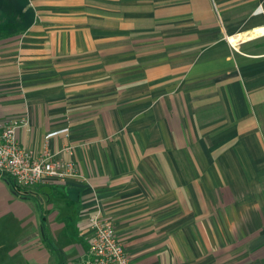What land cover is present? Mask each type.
I'll return each mask as SVG.
<instances>
[{
	"label": "crops",
	"instance_id": "obj_1",
	"mask_svg": "<svg viewBox=\"0 0 264 264\" xmlns=\"http://www.w3.org/2000/svg\"><path fill=\"white\" fill-rule=\"evenodd\" d=\"M79 178L0 175V264H264V0H0V125ZM68 129L45 141L52 132Z\"/></svg>",
	"mask_w": 264,
	"mask_h": 264
},
{
	"label": "built area",
	"instance_id": "obj_2",
	"mask_svg": "<svg viewBox=\"0 0 264 264\" xmlns=\"http://www.w3.org/2000/svg\"><path fill=\"white\" fill-rule=\"evenodd\" d=\"M31 124L28 117H15L0 125V175H7L19 188H30L48 181H65L79 178V172L68 157L72 154L70 146L43 152L33 157L32 152L23 147L18 140L19 131L29 132ZM58 135H68V129L52 132L45 141ZM90 236L88 238L90 259L88 264H130L123 243L116 237L113 226L100 217L88 219Z\"/></svg>",
	"mask_w": 264,
	"mask_h": 264
},
{
	"label": "rangeland",
	"instance_id": "obj_3",
	"mask_svg": "<svg viewBox=\"0 0 264 264\" xmlns=\"http://www.w3.org/2000/svg\"><path fill=\"white\" fill-rule=\"evenodd\" d=\"M82 264H85V263H82Z\"/></svg>",
	"mask_w": 264,
	"mask_h": 264
}]
</instances>
